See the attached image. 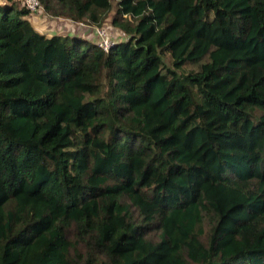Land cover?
<instances>
[{
	"label": "trees",
	"instance_id": "16d2710c",
	"mask_svg": "<svg viewBox=\"0 0 264 264\" xmlns=\"http://www.w3.org/2000/svg\"><path fill=\"white\" fill-rule=\"evenodd\" d=\"M16 1L0 0V264H264V0H116L107 51L44 35ZM38 2L95 26L111 8Z\"/></svg>",
	"mask_w": 264,
	"mask_h": 264
},
{
	"label": "rangeland",
	"instance_id": "374dc122",
	"mask_svg": "<svg viewBox=\"0 0 264 264\" xmlns=\"http://www.w3.org/2000/svg\"><path fill=\"white\" fill-rule=\"evenodd\" d=\"M17 1L20 3V5H22L21 0H17ZM115 2L116 0H110L111 8H110L107 18L103 22V25L95 26V25H89V24L83 23V29H86V32H84L82 36L86 38L90 37L91 34L93 36V33H92L93 27H100L106 31L109 39L113 42L115 40H120L121 37L123 38L125 37V35L121 33V31H119L118 29H116L110 24V18H111V15L113 14V9L115 8ZM27 18L30 24L34 27V29L43 33L44 35L49 36L51 34H56V33L64 35L66 33V30H61L59 28V23H61V20H66L64 18H60V17L56 18L40 10L38 12H30V15ZM90 39H92V41H95V37L94 38L90 37ZM163 61H164V64L166 65L169 64L168 57H164ZM197 68H198V64H189L183 67V71L184 72L189 71V70L196 71Z\"/></svg>",
	"mask_w": 264,
	"mask_h": 264
},
{
	"label": "built area",
	"instance_id": "2783aa9c",
	"mask_svg": "<svg viewBox=\"0 0 264 264\" xmlns=\"http://www.w3.org/2000/svg\"><path fill=\"white\" fill-rule=\"evenodd\" d=\"M22 5L30 12H36L41 9L38 0H21ZM78 25L83 26V23L77 22ZM93 36L95 37L96 45L103 51H107L112 41L109 39L106 31L100 27H93Z\"/></svg>",
	"mask_w": 264,
	"mask_h": 264
},
{
	"label": "crops",
	"instance_id": "0c3cea01",
	"mask_svg": "<svg viewBox=\"0 0 264 264\" xmlns=\"http://www.w3.org/2000/svg\"><path fill=\"white\" fill-rule=\"evenodd\" d=\"M40 11H42V10L40 9ZM36 12H38V11H36ZM59 28L61 30H66V33H65L66 35L76 34V35L82 36V34L84 32H86V29H83V26L78 25L77 22H73V21L67 20V19L61 20V23H59ZM82 37H84V36H82ZM90 37L94 38V36H92V34L90 35ZM90 37H88V38L84 37V38L92 41V39H90ZM93 42H95V41H93Z\"/></svg>",
	"mask_w": 264,
	"mask_h": 264
}]
</instances>
